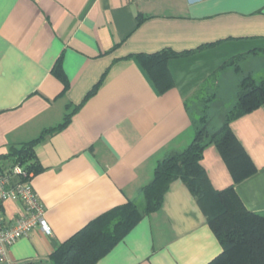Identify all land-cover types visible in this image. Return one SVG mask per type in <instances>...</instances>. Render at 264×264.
I'll return each mask as SVG.
<instances>
[{
	"label": "crops",
	"instance_id": "0c3cea01",
	"mask_svg": "<svg viewBox=\"0 0 264 264\" xmlns=\"http://www.w3.org/2000/svg\"><path fill=\"white\" fill-rule=\"evenodd\" d=\"M262 48L264 0H0V157L78 106L64 128L33 147L38 170L29 182L52 233L34 228L0 264H55L54 250L89 221L128 200L143 206L140 189L157 161L194 136L186 100L233 56L243 54L239 68L253 74L264 64ZM162 50L189 53L169 59L173 85L159 93L138 56ZM238 80L230 86L235 96ZM230 128L254 172L234 182L214 144L201 165L214 189L233 185L248 211L264 213V104ZM7 164L0 158V168ZM21 210L19 201H6L5 221ZM221 251L197 200L177 179L160 209L95 264H207Z\"/></svg>",
	"mask_w": 264,
	"mask_h": 264
},
{
	"label": "trees",
	"instance_id": "16d2710c",
	"mask_svg": "<svg viewBox=\"0 0 264 264\" xmlns=\"http://www.w3.org/2000/svg\"><path fill=\"white\" fill-rule=\"evenodd\" d=\"M257 51L264 55V48ZM187 53L189 51L178 53L162 50L142 54L138 56V63L157 92L163 93L173 85L168 69L169 59ZM242 57L243 54L233 56L210 73L186 100V107L191 99L201 97L209 86L215 87L222 69L234 65L240 70L238 60ZM262 104L264 76L258 79L251 74L242 76L238 83L236 102L222 115L221 124L213 126V118L202 115L196 122L190 143L180 150L170 151L157 161L151 180L140 189L143 206L140 207L137 200H128L89 221L54 250V263L95 264L142 217L160 209L170 184L179 179L197 200L208 225L222 246L221 253L207 264H264V213L248 211L233 185L223 190L214 189L200 162L204 149L214 144L230 169L234 182L251 175L255 168L232 132L230 122ZM77 108L75 106L71 112L66 113L57 126L45 129L37 138L12 147L7 155L1 156L8 162L6 169L17 163L27 172L37 171L34 144L45 134L64 128ZM6 169L0 168V172Z\"/></svg>",
	"mask_w": 264,
	"mask_h": 264
},
{
	"label": "built area",
	"instance_id": "2783aa9c",
	"mask_svg": "<svg viewBox=\"0 0 264 264\" xmlns=\"http://www.w3.org/2000/svg\"><path fill=\"white\" fill-rule=\"evenodd\" d=\"M31 172L19 164L0 172V262L7 260V248L16 240L26 237L34 228L50 235L52 228L45 218V208L29 182ZM19 201L22 210L8 223L3 217V204L6 201ZM8 264H40L37 261H16Z\"/></svg>",
	"mask_w": 264,
	"mask_h": 264
},
{
	"label": "rangeland",
	"instance_id": "374dc122",
	"mask_svg": "<svg viewBox=\"0 0 264 264\" xmlns=\"http://www.w3.org/2000/svg\"><path fill=\"white\" fill-rule=\"evenodd\" d=\"M239 67L241 66L239 65ZM226 68L229 69L225 70L221 77L220 74L218 75L220 79L217 81L218 83H216L214 88L209 86L201 97L189 101L188 109L194 121L198 122L199 117L205 114L207 117L213 118L212 124L217 127L221 124V117L224 111L230 110L236 102L234 89H230V86L233 84L235 78L239 77L240 80L242 76L251 74V72L249 73L248 71L250 67L239 68L240 71L236 69L234 65H230ZM256 70L251 74L252 76L257 79L264 76V64L260 68H256Z\"/></svg>",
	"mask_w": 264,
	"mask_h": 264
}]
</instances>
